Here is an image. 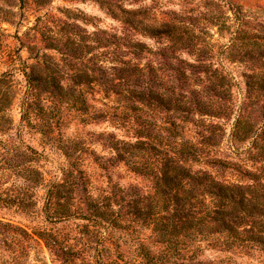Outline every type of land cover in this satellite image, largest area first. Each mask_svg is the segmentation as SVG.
Masks as SVG:
<instances>
[{"label": "trees", "instance_id": "1", "mask_svg": "<svg viewBox=\"0 0 264 264\" xmlns=\"http://www.w3.org/2000/svg\"><path fill=\"white\" fill-rule=\"evenodd\" d=\"M102 7L126 29L96 26L86 35L65 23L62 49L48 38V50H64L59 61L30 46L33 62L0 76V180L12 172L26 185L22 194L0 195V205L44 217L31 233L2 221L0 228L12 231L16 246H43L70 264L89 249L57 227L74 220L90 241L110 244L104 251L117 257L108 264H204L208 251L264 249V24L232 4L233 25L224 15L208 19L220 32L233 28L219 47L178 16L146 18L140 9L105 1ZM40 21L28 29L34 37ZM132 32L159 42L151 47ZM145 52L161 62L142 64ZM220 55L246 66L242 88L216 66ZM14 70L25 79L18 122L11 112L18 96ZM72 121L108 122L112 129L98 136L111 155L95 167L84 163L93 150L79 133L65 136ZM32 134L58 143L61 178H46L45 150L31 144ZM118 164L148 180L149 188L115 181ZM95 176H105L106 186L96 185ZM39 189L46 190L41 210Z\"/></svg>", "mask_w": 264, "mask_h": 264}, {"label": "rangeland", "instance_id": "2", "mask_svg": "<svg viewBox=\"0 0 264 264\" xmlns=\"http://www.w3.org/2000/svg\"><path fill=\"white\" fill-rule=\"evenodd\" d=\"M104 1L127 9H140L141 16L146 18L156 17L160 20H168L178 16L182 22L194 29L196 34L199 33L202 37L208 38L219 47L230 41L233 28L225 33L220 32L219 28L212 25L208 19L212 16L214 17L213 21H215L217 17L224 15L229 17L228 24L233 25L235 16L230 11L232 4L242 6L246 14L252 18V21L264 24V0H50L46 5L36 4V0H0V76L12 70V67L19 62H23V65L32 63L30 46H36L37 50L42 53L48 52L54 55L59 61L61 52H64V50H48V44L50 43L48 38L56 39V42L53 43L59 49H62L65 32L61 30L65 23L78 26L80 31L86 33V35H90L95 31L96 26L111 32L124 31L126 27L102 7ZM6 19H10L11 23ZM38 19H41L39 22L40 32L34 37L28 29L34 27ZM131 34L151 47L156 46L159 42V38H147L134 32ZM58 39L60 42H58ZM37 50L34 52H37ZM91 56L92 53H89L85 60H88ZM182 57L188 60L191 59L185 53ZM161 58L158 54L145 52L140 58V62L142 64L154 62L155 64L161 62ZM215 64L216 66L219 64L224 66L235 77L236 81L241 83L240 88L243 87L242 75L247 71L244 64L225 60L222 55L215 59ZM14 75L18 96L11 112L16 122H18L21 117L20 103L25 90V79L21 71L14 70ZM238 91L236 89V94L240 97L242 91L240 90L239 93ZM111 129L112 127L108 122L85 126L77 125L76 121H72L63 132H66L65 136L80 134L88 147L93 150V153H89L88 157H85L84 163L95 167V160L101 161L111 155L105 143V138L98 136L104 130ZM31 138H33L31 141L33 146L40 151L45 150V159L41 161L40 166L46 172V178L49 180L61 178L60 169L63 168L64 157L57 149L58 143L53 140L51 143H54L48 145L50 143L39 140V135L32 134ZM64 139L65 137H63ZM11 173L9 172L0 180V195L3 198L7 195L12 197L22 194L24 187H26L22 178ZM225 175L226 178L231 180L237 178L231 172H227ZM94 179H97L95 181L96 185L103 184L106 186L107 184L105 176L102 178L95 176ZM114 180L119 181L122 186L137 185L143 190H147L150 186L148 180L129 172L123 164L116 166ZM45 191V189H39L35 193L40 210L44 205ZM43 218L41 215L35 218L23 214L15 207H8L5 203L0 205V221L19 226L29 233H31L32 226L37 223L42 224ZM81 223L79 220H74L71 224H67V229L57 226L63 232L70 233V236L76 240L89 244V249L74 257L71 264H108L112 258L117 257L113 250L111 252L104 251V245L109 248V243H98L95 239L90 241L88 237L82 235L80 228H78ZM12 236V231L8 232L0 228V264H70L52 255L46 247L32 244L33 247L30 248L27 242H21L20 247L16 246V241L12 240ZM12 242L15 245L11 244ZM72 242H75V240ZM21 248L26 249V251L23 253ZM206 254L202 258L204 264H264V249L261 247H253L237 253L208 251Z\"/></svg>", "mask_w": 264, "mask_h": 264}]
</instances>
